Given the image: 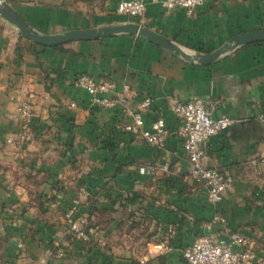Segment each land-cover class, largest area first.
Returning a JSON list of instances; mask_svg holds the SVG:
<instances>
[{
  "label": "crops",
  "instance_id": "obj_1",
  "mask_svg": "<svg viewBox=\"0 0 264 264\" xmlns=\"http://www.w3.org/2000/svg\"><path fill=\"white\" fill-rule=\"evenodd\" d=\"M118 1L7 0L40 34L135 22L191 53L264 29V0H203L191 14L146 0L137 20L117 13ZM80 73L111 84L105 94L111 98L126 85L128 108L141 111L145 126L163 117L170 130L164 146L126 131L132 119L119 105L91 104L87 92L73 84ZM193 96L209 101L213 117L232 120L203 144V163L233 178L216 204L189 176L182 139L174 133L178 119L167 107L169 97ZM144 98L149 104L142 108ZM24 99L31 105L34 137L20 145L11 140ZM262 114L264 41L201 64L130 33L43 46L0 15V264H188L182 247L202 233L224 237L230 231L263 251ZM164 163L167 171L159 168ZM151 165L157 168L142 171ZM74 202L76 215L97 214L102 220L105 237L97 253L92 243L82 246L65 237L64 215ZM116 207L144 216L157 239L145 241L141 251L125 250L118 241L113 245L109 233ZM217 214L224 222L211 224ZM159 243L166 248L154 247ZM52 247L56 255L49 259Z\"/></svg>",
  "mask_w": 264,
  "mask_h": 264
},
{
  "label": "built area",
  "instance_id": "obj_2",
  "mask_svg": "<svg viewBox=\"0 0 264 264\" xmlns=\"http://www.w3.org/2000/svg\"><path fill=\"white\" fill-rule=\"evenodd\" d=\"M203 0H162L161 4L166 8L179 7L191 14ZM147 5L146 0H119L116 3L115 11L133 18L143 16ZM75 87L81 88L89 95V102L101 107L119 105L124 114H128L132 121L124 125V129L133 133L142 141L157 146H164L170 130L167 128L163 117H156L149 126L144 125L140 110L128 108V87L123 86L121 92L115 97H108L107 94L112 85L96 80L93 76L80 73L73 82ZM149 99L144 98L141 107L145 108ZM168 109L178 119V126L174 133L182 139L183 148L189 161L188 174L191 178L201 183L206 193V199L213 204L219 203L225 193L231 190L233 178L229 171L214 166H207L203 163L205 149L203 144L212 136L226 130L232 123L228 117L212 116L209 101L193 96L186 100L175 97L167 99ZM17 116L20 121L19 129L15 135L18 144H26L32 141L34 129L32 124V109L28 99H24L17 106ZM264 122V114L260 115ZM8 141H10L8 139ZM257 160H252L255 163ZM264 161V157L261 158ZM157 166L151 165L142 171H154ZM163 171L168 170L167 164L159 165ZM224 222L221 215H215L211 224ZM78 236L88 238L93 232V227L80 225ZM248 241L238 232L230 231L224 237H215L210 233L198 235L191 243L181 248L180 253L188 264H264V250H256L247 246ZM21 246V244H19ZM154 247L165 249L162 243Z\"/></svg>",
  "mask_w": 264,
  "mask_h": 264
},
{
  "label": "water",
  "instance_id": "obj_3",
  "mask_svg": "<svg viewBox=\"0 0 264 264\" xmlns=\"http://www.w3.org/2000/svg\"><path fill=\"white\" fill-rule=\"evenodd\" d=\"M0 15L15 25L23 37L43 46H56L70 41L98 39L117 33H130L143 36L148 41L173 51L188 61H197L201 64H209L227 51L240 45L264 41V29H254L231 36L222 46L211 52L190 54L167 36L135 22L88 29H72L59 34H40L30 27L25 19L4 0H0Z\"/></svg>",
  "mask_w": 264,
  "mask_h": 264
},
{
  "label": "rangeland",
  "instance_id": "obj_4",
  "mask_svg": "<svg viewBox=\"0 0 264 264\" xmlns=\"http://www.w3.org/2000/svg\"><path fill=\"white\" fill-rule=\"evenodd\" d=\"M4 1L7 2V0H4ZM128 17L130 19L137 20L136 18H133L130 16H128ZM225 42L226 41H224L222 44L220 43L221 45H218V47H216L215 49L222 46ZM215 49L206 51L205 53L211 52ZM183 50L186 51L187 53L193 54V53H191V51L189 52L185 48ZM94 202H98V200H96ZM53 205L54 204H52V206ZM116 208H118V207H116ZM118 211L119 212L116 214V216H118L116 218L117 221L115 220V216L111 217L112 219L108 218L111 220L114 219V221L112 223V227H111L112 231H111V233H109L110 234L109 241L113 245L118 241V242H121L122 245H124L123 247L125 248V250L141 251L142 245L144 244L145 241L146 242L147 241L152 242L155 239H157V237H156L157 235H155V233H154L155 236L152 235L153 231H151V232L147 231L146 220H145L144 216H141L137 213L135 214L131 210H126L124 208L121 209V207L118 208ZM101 221H102L101 218L97 214H95L93 217H90L88 215H84V216L76 215V202H74L73 205L69 208V210L64 215L65 237H67L70 240L77 241V242L81 243L82 246L85 244L92 243V246H93L92 250H95V252L97 253V251H99L97 246L100 244V242L102 240H104V237H105L104 233L100 229ZM80 225H89V226L93 227L94 232L90 236H88V238L79 237L78 236V229H79L78 227H80ZM131 244L134 246H130ZM135 244H137V245H135ZM54 249H55V247H52L51 251H49V254H48L49 259L53 258V256L56 255V253H54L55 252Z\"/></svg>",
  "mask_w": 264,
  "mask_h": 264
},
{
  "label": "trees",
  "instance_id": "obj_5",
  "mask_svg": "<svg viewBox=\"0 0 264 264\" xmlns=\"http://www.w3.org/2000/svg\"><path fill=\"white\" fill-rule=\"evenodd\" d=\"M131 201H133L132 197H128V202H131Z\"/></svg>",
  "mask_w": 264,
  "mask_h": 264
}]
</instances>
